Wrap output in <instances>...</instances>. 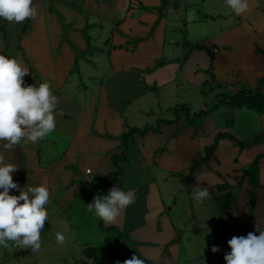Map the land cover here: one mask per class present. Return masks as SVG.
Returning a JSON list of instances; mask_svg holds the SVG:
<instances>
[{
    "label": "rangeland",
    "instance_id": "rangeland-1",
    "mask_svg": "<svg viewBox=\"0 0 264 264\" xmlns=\"http://www.w3.org/2000/svg\"><path fill=\"white\" fill-rule=\"evenodd\" d=\"M102 1L63 0L65 6L61 7L62 9L58 8V4L55 5L54 11L50 13L58 16L57 20L63 29V33L58 35L54 27H49L56 22H50L48 19L45 9L46 1L37 0L38 15L32 20L36 24L38 36L37 38L30 37V51L20 46V33L28 19L19 24H11L8 28L9 50L4 55L9 58L15 57L23 67L29 69L28 75L24 77L26 84L38 87L41 83L34 77L38 73L37 69L32 66L36 59H39L37 62L40 63H51V58L46 59L45 56L53 57L52 54L54 53L59 65L67 66L70 64L71 52L74 50L82 51L80 41L82 38L83 40L86 39L84 34L87 32L91 35V43L93 44L87 51L85 49L86 53L80 59V68L73 71L74 73L65 84L64 92L61 91L60 93L62 96L66 95V102L76 100L87 106L94 102V95L101 90L99 85L102 78L111 77L116 72L126 68L124 72L127 78L126 83L128 79L139 81L140 78L138 85L142 84L141 89L137 88V85L126 90L131 98V104L122 108L125 110L126 130L132 126L155 125L159 118H173V109L179 104L188 103L195 111L210 108L219 101L217 97L219 92L231 90L230 87H218L215 83H212L211 86L206 83L211 77L203 68L208 69L210 67L211 57L206 52L210 60L208 64L206 58L199 54L191 60L189 57L191 46L185 44L186 42L191 45L206 44L214 36L221 34L220 31L227 30L235 23H242L241 19L226 5L225 0H169L166 16L158 27H155V24L158 19L161 0ZM87 25L90 26L89 30H83ZM76 31L78 33L72 39L70 33ZM139 38H144V40L138 41ZM220 38H223L222 35ZM234 39L237 43H234L233 49L223 47L221 53L216 54L215 73L221 82L229 85L234 83L232 88L236 86V83L241 85L242 82L252 85L254 74L259 72V69L261 74L264 73L262 71L264 59L258 61V55L256 51L252 50V47L264 45V38L256 39L250 33L249 36L240 34ZM66 44L68 50L65 48ZM73 44L77 50L74 49ZM6 45L7 41L3 36L0 37V52L5 51ZM38 46L42 48L39 52L37 51ZM122 47H126V50L121 49ZM134 48L137 50L133 51ZM196 52L201 51L196 50ZM186 58L188 59L180 71V64ZM127 66L134 68L128 70ZM198 68H202L200 73L205 79L200 78L201 74L197 72ZM53 78L55 82L60 81V78ZM44 82L49 83L51 88L52 86L55 87L51 83L53 80L45 79ZM58 85L59 83L56 86ZM138 91L144 92L135 96L133 93ZM52 94L58 95L59 93L52 91ZM56 97V106H59L61 105L60 96ZM115 103L116 108H118L119 102ZM101 108L102 104L100 103V111ZM62 112L71 114L69 115L71 118L66 117L67 119H65ZM75 112L76 110L70 107H67L66 111L55 108L56 129L53 133L37 143L28 144L22 140L17 145L18 151L21 150L25 154L28 166L29 164L33 165V160L27 146H32L30 147L31 151L38 152L40 158L38 168L45 170L52 160L60 156L64 158L69 156L67 154L69 144L73 141L70 130L75 128L78 123L84 124L85 121V117L82 116L84 113L75 114ZM104 112L105 109L101 113ZM246 112L256 114L247 108L236 110L223 106L214 112L213 118L216 125H230L231 128L234 126V130L241 131L254 141V135L258 134L255 132H260V128L252 127L251 119V124L245 122L241 115ZM59 114L62 116L61 119L64 118L68 122L69 130H66V134L59 132V129L65 126L60 123ZM106 119L107 117L104 116L101 123L95 122V128L104 129L109 133H119V130H115L116 126L111 127ZM86 125L90 127L93 125L91 118L86 122ZM120 126L123 127L124 125L121 124ZM207 139L208 137L204 138L203 142ZM248 140L249 138L245 139V141ZM244 143L247 144V142ZM95 147L96 145L89 147L87 155L74 154L76 160L73 164L67 163L68 169L66 171H71L81 178L87 175L86 179L100 182L98 179L99 172H102V165H106V163L95 158V153L92 152ZM0 152L5 158V162L10 163V156H12L9 154L10 150L0 144ZM14 157L12 164L16 166L21 158L19 155L18 158L16 157L17 159ZM22 157L24 158V156ZM234 158L235 156H231L229 149H224L220 154V169L226 173L224 177L221 176L223 181L232 178V172L236 166ZM87 166L90 167L88 169H93V174H88ZM245 167L247 166L245 165ZM24 168L25 165L23 164ZM17 172L19 171L16 170L14 173L17 174ZM22 175L23 171L20 172V177ZM59 177L64 181L67 175L59 174ZM182 182L183 180H178V184ZM162 194L168 213L181 234L182 253L175 260L176 262L169 264H226L224 257L231 249L229 245L226 246V242L223 243L220 239L221 201L218 199L210 200L206 206L197 201V207H189L188 199L190 198H187V193H181L177 197ZM102 195L104 194L100 189H96L94 193L87 192L73 201L72 207H50L49 204L46 211L50 221H46L45 229L41 233L40 250L31 252L30 249H13L11 244L7 248L0 247V264H82L84 261L91 262L92 259L86 256L84 249L88 246H102L105 243L108 247L110 244L108 239L113 242L111 243L113 245L101 252V262L102 264H114L113 258L115 257V250H118L116 245L119 242H116L114 246V239L116 238L114 235L118 230H103L101 220L89 212L87 207L96 196ZM211 196L212 193H210ZM51 204L54 202L51 201ZM171 207L174 209L170 212ZM230 211L233 213L227 218V221L242 216L237 213V208L230 209ZM155 224H150L147 231L150 233L153 230L157 231ZM57 232H62L65 235V241L62 244L56 241ZM214 246L219 249L217 252L212 251ZM167 255L168 250L164 256Z\"/></svg>",
    "mask_w": 264,
    "mask_h": 264
},
{
    "label": "crops",
    "instance_id": "crops-1",
    "mask_svg": "<svg viewBox=\"0 0 264 264\" xmlns=\"http://www.w3.org/2000/svg\"><path fill=\"white\" fill-rule=\"evenodd\" d=\"M44 1H46L45 9L49 21L56 22L54 25H49V27H54L57 31L56 34L61 35L63 29L60 27L57 20L58 16L52 15L50 13V8L52 4H54V7L58 4V8L62 9L61 7L65 6V2H63V0ZM97 1L99 0H96V2ZM33 3L35 7H38L37 0H33ZM248 4V10L241 15H237L242 23H235L227 30L220 31L221 34L214 36V38H212L210 42L208 41L205 45L215 49L217 53L220 54L223 47L227 46L233 49L232 47L234 43H237L234 37L240 36V34L249 36L251 33L256 39L260 37L261 39L264 38V0H248ZM31 21L30 29L22 36V38H20V46L28 51H30L31 47L30 37L34 36L37 38L38 36V34H36V24L33 23L32 18ZM3 23L4 21L0 20V28ZM11 24L12 23H9L8 28ZM250 24L253 26L251 27ZM8 28L7 33H9ZM51 29L54 30L53 28ZM4 33V31L0 30V37H4ZM77 33L78 31L70 33L72 39H74V35ZM80 35L82 37V34ZM221 35L223 37L222 39L220 38ZM81 40L80 45L84 51L93 44L90 42L89 45L88 41L86 42V39L83 40L82 38ZM8 44L9 41L6 48ZM190 46L194 45L190 44ZM258 47L264 49V45H258L257 47H252V50L256 51L259 59L258 61H262V59H264V53H258ZM65 48L68 50L67 44ZM41 49L42 48L38 46L37 51L39 52ZM121 49L126 50V47H122ZM136 50L137 49L134 48L133 51ZM71 54V63L67 66L59 65L54 53L52 54L53 57L50 55L45 56L46 59L51 58V63H40L37 62L39 59H36L32 66L37 69L38 73L37 75H34L33 73V75L35 79L37 78L41 83H44L45 79L53 80L51 83L55 85V87L52 86L51 91L59 93L55 96H60L59 98L61 100V105L56 106V108L60 109V111H66V108L70 107L73 110H76L75 114L84 113L82 114V116L85 117L84 124L78 123L75 128L70 130V134L73 135V141L69 144L67 154L71 157L68 156L64 158L63 156H60L59 158L52 160L46 170L40 167L38 168L40 160L38 152L35 150L31 151L30 147L32 146H27L28 152L31 154L33 160V165H27L28 174L26 180L24 183L20 184L21 189L26 186H45L50 193V207L59 208L72 207V202L83 196L85 193H94L96 191L95 187L98 186L100 182H105L107 174L111 171L117 170V166L112 157L116 154H122L124 148L122 140L120 138L114 139L112 136L119 137L130 129L127 128L126 130L125 110L122 108H126L131 104V98L128 93H126V90L132 89L133 86H137L139 84L138 82H140L139 78V81L137 79L135 81H130L128 79L126 83L127 78L125 77L126 74H124L126 71L125 68L123 71L116 72L111 77L102 78L99 85V89L101 90L94 95L93 103L86 106L82 102H77L73 99L71 102H66V95L62 96L60 92L63 91L65 84L69 81V77L74 73L72 72V69L74 68L77 51L74 50ZM197 54L203 55L204 58H206L207 64L210 62L206 55V51L196 52V50H192L189 55L190 59L192 60ZM132 68L127 66L128 70ZM199 69L200 68L197 69V72H202ZM262 71H264V65ZM200 74V78L205 79L202 73ZM242 74L244 75L243 71ZM50 75L52 78H48ZM263 76L264 73L262 72L261 74V70L259 69V72L254 74L252 85L257 87L259 78ZM53 77L60 78V81L55 82ZM58 83L59 85L56 86ZM137 88L141 89L142 84L138 85ZM230 89V91L235 93L241 89V86L236 83V86L233 88L230 87ZM143 92L144 91H138L133 94L136 96V94ZM115 102H119L118 108H116ZM100 103L102 104L101 111ZM191 108L195 111L192 106ZM243 108H247L256 113L246 112L241 115L245 122L250 123V119L252 120L253 123H250L252 127H256L257 129L260 128V132H255L258 134L254 135V141L250 139V137L244 135L241 131L237 132L238 130H234V126L231 128L230 125H216L213 118L214 113L209 115L200 127L189 126L186 119L183 118L178 124L163 125L161 132L155 133L151 131L145 137L140 135L135 136L129 151L131 161L128 163L120 162V167L123 172L122 176H114L111 178L107 186L108 192L113 187H121L126 191L131 190L135 193L134 203L121 212V215L116 222L104 223L106 227L114 226L129 237L123 238L117 243L116 246L118 250H115V257L113 258L114 264H124L126 260L131 259L134 255L143 259L145 264H165L166 260H168V263L166 264H169L170 262H176L175 260L179 258V255L182 253V245L180 243L181 234L178 231L177 225L172 220L171 215L168 213V208H166L165 198L162 193H165V195H174L175 197L179 196L181 193H187V198H190L188 199L189 207H197L198 202L194 196H192V194H194L193 192L197 189L207 188L209 192L212 193V196L205 199L201 204L206 206V203H209L210 200L218 199L221 201L222 210L219 218L220 234L221 227L224 226L226 233V246H228V241L233 236H247L249 232L259 235L260 233L257 229L264 230V158L260 163L259 186L251 184L250 177H245L243 173V170L252 164L258 155L264 153V113H258L248 107ZM104 109L105 112L101 113ZM62 113L65 119H67L66 117L71 118L69 117L71 114L67 112ZM59 116L60 123L65 125L59 129V132H65L66 134V130H69L67 126L68 122H66L64 118L61 119V114H59ZM104 116L107 117V123H110L111 127L113 125L116 126L115 130H119V133H109L104 129L95 128V122L97 123L98 121L101 123L102 117ZM89 118L93 121L91 127L86 125ZM121 124L124 126L121 127ZM219 133L232 134L238 141L232 140L230 137L222 139L215 155L208 162L201 164L193 173H191L190 168L193 165L194 160H200L202 158L204 155V147L213 144ZM206 137H208L207 141L203 142V139ZM243 138H249V140L245 141ZM239 142H241V146L238 144ZM244 142H247V144ZM29 143L31 144L32 142H28V144ZM0 144L3 146V142H0ZM92 145H96L95 149H92V152L95 153V158L97 160H102V163H106V165H102V172H99L100 176L98 179L100 182L86 179L87 175L81 178L79 175H76L71 171H66L68 169L67 163L70 165L76 160L74 154L82 153L83 155H87L89 151L88 148ZM224 149L230 150L231 156H235L234 159L236 162L235 170L232 172L233 179H227L226 181L222 180L221 176L224 177V174L226 173L220 169L221 166L219 164L220 154ZM1 152L0 154L2 155ZM21 153L23 152H21V150L18 151V146H16L14 150H10L9 154L12 156L8 155L10 156V163H12L13 156L16 158L19 155L21 158V161L16 163L19 172H17V174L13 173V180L15 182L20 178V172L25 170V168L23 169V164L26 166V162ZM245 165L247 167H245ZM88 168L90 167L87 166V169ZM59 174H66L67 178L63 181V179L59 177ZM90 174H93V169ZM178 180H183V182L178 184ZM227 183L231 186L230 188L224 186ZM238 185H242V189L238 188ZM18 194V190H11V195ZM51 201L54 202V204H51ZM227 205H230V207L228 210L224 211V208ZM235 208L238 209L237 213L242 216L240 218L234 217L231 221H227V218L233 213L230 209L232 210ZM173 209L174 208L171 207L169 211L171 212ZM252 215L253 219L251 218ZM152 223H157L155 224V229L157 231L153 230L150 233L147 231V228H149ZM113 232H115V230H113ZM118 235L119 233L117 231L114 236L118 237ZM109 242L110 244L107 249H109L110 245H113L111 244L113 243L112 241L109 240ZM167 249L168 255L164 256ZM98 254L101 257V251H99Z\"/></svg>",
    "mask_w": 264,
    "mask_h": 264
},
{
    "label": "clouds",
    "instance_id": "clouds-1",
    "mask_svg": "<svg viewBox=\"0 0 264 264\" xmlns=\"http://www.w3.org/2000/svg\"><path fill=\"white\" fill-rule=\"evenodd\" d=\"M235 15L248 10V0H225ZM37 8L33 0H0V20L22 23L36 18ZM29 69L23 67L15 57L0 54V142L8 150H14L21 141L37 143L46 139L56 129L55 108L57 97L52 94L47 82L39 86L28 85L24 77ZM17 167L6 163L0 155V247L30 249L41 248V233L50 217L46 209L50 204V193L43 186L20 188L13 180ZM16 189L18 195H11ZM210 197L207 188L194 191V198L203 202ZM135 201V193L121 187H113L106 195L96 196L87 205L104 223H114L121 212ZM22 202V203H21ZM259 235L249 232L247 236H233L229 241L230 252L225 254L226 264H264V230ZM57 243L65 241L62 232L56 233ZM219 249L213 247L212 251ZM124 264H145L139 256H133Z\"/></svg>",
    "mask_w": 264,
    "mask_h": 264
},
{
    "label": "trees",
    "instance_id": "trees-1",
    "mask_svg": "<svg viewBox=\"0 0 264 264\" xmlns=\"http://www.w3.org/2000/svg\"><path fill=\"white\" fill-rule=\"evenodd\" d=\"M168 5H169V0H161L159 15H158V19H157V22L155 24V27H158L161 24L162 20L165 18L166 8L168 7ZM54 9H55L54 5L52 4L50 10L53 12ZM60 20H61V18H60ZM3 21H4V23H3L2 27L0 28V30L5 32L4 33V39L8 43L7 28L9 26L10 22H8L6 20H3ZM30 21H31V18H28L27 24L23 28L21 35H20V38H22V36L30 29ZM89 27L90 26L87 25L83 30H85V31L89 30ZM84 37L86 38V40L88 41V43L90 45L91 36L87 32H85ZM143 40H144V38L138 39V41H143ZM186 45H190V43L186 42ZM72 46L74 47V49H76L74 44ZM8 47H9V44H8L6 50L2 53L0 52V54H3V55L6 54L8 51ZM89 48H90V46L88 47V49ZM226 48L228 49L229 47L226 46ZM88 49H86V51ZM192 50L206 51L209 54V56L211 57L210 67L208 69H203L208 74V76L211 77L210 81L207 80L206 83L210 84L211 86H212V83H215L218 87H224V88H229V87L234 85V83H233V85L232 84L231 85L224 84L218 79V76L215 73V61H216V54H217V51L215 49H212V48L206 46L205 44H198V45L191 46V51ZM86 51H84V50H82V51L78 50L77 51L76 60H75V64H74V68L72 69V72L74 70H78L80 68V59L82 58L84 53H86ZM257 52L258 53H264V49L258 47ZM187 59L188 58L184 59L182 61V63L180 64V70L183 69V65L187 61ZM199 70L201 71L202 69H199ZM240 86H241V89L235 93L230 91V90L219 92L217 94L219 101L210 108H203L199 111H193L190 105H188L186 103L179 104L173 109V112H174V118L173 119L160 118L157 125L147 124L142 128L134 126V127L130 128L129 130H127L126 132H124L123 134H121L119 137L112 136V138H114V139L120 138L122 140V145H123L124 149H123L122 154H120V155L116 154L112 157L113 161L115 162V164L117 166V170L109 172L107 174V178H106L105 182L100 183L95 188L100 189V191L104 195H106L108 193L107 186H108V183L111 180V178H113L114 176H122L123 172H122V169L120 167V162L128 163L131 161L129 151L131 149L132 142H133L136 135H140L142 137H145L151 131L155 132V133L161 132L163 125L178 124L182 121L183 118L186 119L187 124L189 126L200 127L205 122L206 118L209 115H212L215 111H217L218 109H220L223 106H227L230 108L248 107V108H250V109H252L258 113H264V91H263L264 76L259 78L257 87H254L250 83H242ZM226 137H230L232 140H237L236 137L232 134L219 133L213 144L204 147V155L202 156V158L200 160H194V163L190 168L191 173H193L196 170V168L199 167L201 164H205L206 162H208L215 155V152L219 147L220 141ZM238 144L241 146V142H239ZM163 151H164V149H163ZM160 152H161V150H160ZM21 154L25 158L26 166H25V170L23 171V175L17 181L19 185L25 182L26 176L28 174L27 158H26L24 153H21ZM263 158H264V153L258 155L256 160L252 164H250L247 168H245L243 170L244 176L250 177L251 184H254L256 186H259L258 180H259V174H260V163H261ZM73 182H75V181H73ZM224 186L227 188L231 187L228 183L225 184ZM238 188L242 189V185H238ZM229 207H230V205L229 206L227 205L224 208V211L228 210ZM251 218L253 219V215ZM101 225L103 226V230H109V229H115L116 230L117 229L114 226L106 227L104 225L103 221H101ZM123 238H129V237H128V235L119 231L118 237H116L114 239V245L116 242L120 241ZM108 240H110V239H108ZM221 241L223 243L226 242V233H225L224 226L221 227ZM106 249H107V243H105L102 246H88V247H86L84 249V253L86 254V256L91 258L92 261L91 262L84 261V263H82V264H102L101 257L99 256L98 252L99 251H101V252L105 251Z\"/></svg>",
    "mask_w": 264,
    "mask_h": 264
},
{
    "label": "built area",
    "instance_id": "built-area-1",
    "mask_svg": "<svg viewBox=\"0 0 264 264\" xmlns=\"http://www.w3.org/2000/svg\"><path fill=\"white\" fill-rule=\"evenodd\" d=\"M87 171H88L89 174L92 172L91 169H87Z\"/></svg>",
    "mask_w": 264,
    "mask_h": 264
}]
</instances>
